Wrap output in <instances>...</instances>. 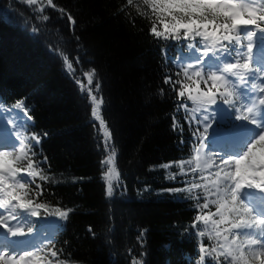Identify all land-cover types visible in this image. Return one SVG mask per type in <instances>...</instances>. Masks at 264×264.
Returning <instances> with one entry per match:
<instances>
[{"label": "snow or ice", "instance_id": "snow-or-ice-1", "mask_svg": "<svg viewBox=\"0 0 264 264\" xmlns=\"http://www.w3.org/2000/svg\"><path fill=\"white\" fill-rule=\"evenodd\" d=\"M21 2L32 13L33 33L44 36L51 20L46 9L68 27V36L59 28L49 32L48 48L91 118L111 199L123 187L118 150L98 69L80 54L77 20L54 0ZM118 11L133 26L137 17L146 20L149 35L163 42L162 84L168 87L155 95L174 101L171 129L189 147L187 155L152 167L182 185L163 191L192 202L195 215L184 231L197 240L194 264H264V0H124ZM172 47L179 51L174 57ZM31 112L24 97L11 106L0 102V264H73L41 224L67 221L75 209L45 199L46 186L64 178L51 171L41 148L49 133L34 130ZM181 119L191 133L187 141ZM87 232L96 237L91 226ZM146 232L136 236L141 247ZM127 253L129 264H143L142 254L131 247Z\"/></svg>", "mask_w": 264, "mask_h": 264}, {"label": "trees", "instance_id": "trees-1", "mask_svg": "<svg viewBox=\"0 0 264 264\" xmlns=\"http://www.w3.org/2000/svg\"><path fill=\"white\" fill-rule=\"evenodd\" d=\"M54 2L76 18L82 60L98 69L123 178V187L107 198L91 118L61 60L48 48L50 31L59 28L69 35L66 23L58 12L46 9L51 16L48 28L44 36L35 34L28 5L0 0V102L11 106L26 98L34 130L49 133L41 148L51 171L64 178L46 186L45 199L75 209L67 221L55 218L57 247L64 248L73 264H129V247L142 254L143 264H194L197 240L184 231L195 215L192 202L183 194L163 191L182 185L152 167L187 155L189 147L180 145V134L171 129L174 101L155 95L159 87H168L162 84L163 42L149 35L146 20L137 17L133 26L118 11L124 0ZM73 49L75 43L69 46ZM178 54L177 47L169 51L171 57ZM181 122L187 141L191 133ZM142 229H147L143 247L136 241Z\"/></svg>", "mask_w": 264, "mask_h": 264}, {"label": "rangeland", "instance_id": "rangeland-1", "mask_svg": "<svg viewBox=\"0 0 264 264\" xmlns=\"http://www.w3.org/2000/svg\"><path fill=\"white\" fill-rule=\"evenodd\" d=\"M8 115V114H5ZM211 132V130H210ZM46 230L50 229L52 227V221H48L47 223H43Z\"/></svg>", "mask_w": 264, "mask_h": 264}]
</instances>
